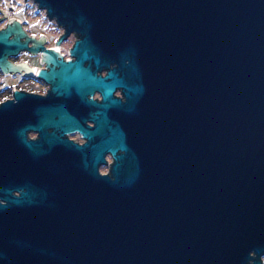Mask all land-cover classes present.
Wrapping results in <instances>:
<instances>
[{
    "label": "water",
    "instance_id": "water-1",
    "mask_svg": "<svg viewBox=\"0 0 264 264\" xmlns=\"http://www.w3.org/2000/svg\"><path fill=\"white\" fill-rule=\"evenodd\" d=\"M34 2L63 28L57 43L76 39L64 59L20 19L0 29V69L24 72L8 55L41 51L56 100L28 126L24 91L0 105V264H264V0ZM145 69L186 74L185 97L176 80L169 93L172 136L140 148L138 136H92L125 132L116 118L136 113ZM96 89L100 103L87 98ZM72 96L100 107L92 129L69 112ZM43 126L89 135L81 170L40 169L25 133Z\"/></svg>",
    "mask_w": 264,
    "mask_h": 264
},
{
    "label": "flooded vegetation",
    "instance_id": "flooded-vegetation-1",
    "mask_svg": "<svg viewBox=\"0 0 264 264\" xmlns=\"http://www.w3.org/2000/svg\"><path fill=\"white\" fill-rule=\"evenodd\" d=\"M2 2L5 3V0H0V29L6 27L11 19H20L28 35H34L36 38L44 36L46 38L43 42L45 47L57 48L63 54L64 59L73 58L70 53L73 44L65 48L63 45L65 40L61 43H57L60 37L51 41L47 34L34 31L33 26L30 25L28 20L17 15L14 8L7 9L4 7ZM58 29L62 30L63 28L58 25ZM71 37L75 38L76 35L72 33L66 40ZM23 40L25 41L26 38L24 37ZM33 44V41L28 42V46ZM8 60L16 64L24 63V72L15 73L13 71H4L0 69V105L8 99L14 98L15 91H24V126L36 124L38 118L33 111L34 107L37 105H50L56 101L54 96L50 95V83L39 76V71L46 67V64L42 61V52L38 51L35 53L28 49H24L20 50L15 55H8ZM31 60L40 63V65H32L30 63ZM114 65V63H111L110 67ZM26 67L34 68V72L30 73ZM95 73L98 76H105L108 73V68L107 66H102L96 69ZM11 76L16 82L11 85L4 84V81ZM177 78L173 79V73L166 69H155L154 71L143 70L140 80L144 87V94L142 100L135 109L136 113H133V116L121 113L116 118L125 132L122 134L92 136H138L136 144L139 148L142 146L143 139L141 138L143 137L148 138L147 145L150 146L153 139L152 136H172V127L170 125L172 118L171 109L169 107V95L171 94L172 81L176 80L180 83L182 97H185L184 94L186 91V74L182 71L180 76L181 80L178 81ZM113 95L121 99L122 102L126 101L122 87H116ZM87 98L100 103L102 100V93L100 90L96 89L92 93H88ZM67 108L72 115L80 120L82 126L86 129H92L95 125V121L91 117L90 112L100 109L98 105L86 104L77 96H72L67 101ZM108 111L110 114L112 113V115L116 112L115 109H106L107 113H109ZM88 136L89 135L79 127L63 134L53 126H43L41 129L31 127L27 128L25 133L26 142L35 141L39 149L42 150V153L38 155L39 161L42 163L40 169L41 167L44 169L49 166V168L57 167L59 170H61V168H72V170L82 169L80 165L81 158L84 154L87 156L89 155V146L87 143L90 142V139ZM60 139H64L66 142L61 143V141H59ZM29 153L30 149L28 145L24 144V158H26L27 167ZM103 158L104 161H100L97 167L101 174H107L110 172L114 157L110 151L106 150L103 153ZM45 162L50 164L46 165L47 163L45 164ZM17 193L18 192L15 191V194Z\"/></svg>",
    "mask_w": 264,
    "mask_h": 264
},
{
    "label": "rangeland",
    "instance_id": "rangeland-1",
    "mask_svg": "<svg viewBox=\"0 0 264 264\" xmlns=\"http://www.w3.org/2000/svg\"><path fill=\"white\" fill-rule=\"evenodd\" d=\"M2 5L7 9L14 8L17 15L28 20L30 25L33 26L34 31L47 34L51 41L58 39L63 34V29H58V24L54 20H50L47 17L46 11L38 8L34 0H5V3L2 2ZM75 39L76 37H71L65 40L63 42L65 48L74 44ZM30 63L32 65H40V63L32 60ZM15 82L16 80L11 76L4 81V84L11 85Z\"/></svg>",
    "mask_w": 264,
    "mask_h": 264
}]
</instances>
